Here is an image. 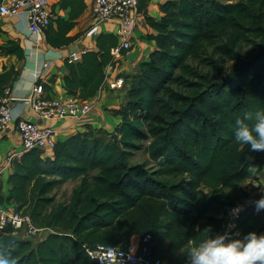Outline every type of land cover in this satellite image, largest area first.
<instances>
[{"label":"trees","instance_id":"1","mask_svg":"<svg viewBox=\"0 0 264 264\" xmlns=\"http://www.w3.org/2000/svg\"><path fill=\"white\" fill-rule=\"evenodd\" d=\"M160 9V20L140 14L156 30L149 36L156 47L137 77L124 78L128 101L116 112L117 139L87 127L57 140L52 157L32 149L11 161L9 196L0 205L13 204L51 232L13 242L0 264H97L85 248L125 247L132 237L140 244L146 234L160 259L166 241L161 264H184L192 247L220 230L230 193L263 171L264 0H166ZM73 19L57 18L54 34L48 26L51 46L74 40L65 36ZM96 44L67 62L65 88L80 100L100 90L115 63L116 35L101 34ZM17 76L13 68L0 74V94ZM145 140L154 171L128 162ZM72 179L79 183L69 199L58 201L54 189ZM238 227L244 238L264 230V205L260 214L242 210Z\"/></svg>","mask_w":264,"mask_h":264},{"label":"crops","instance_id":"2","mask_svg":"<svg viewBox=\"0 0 264 264\" xmlns=\"http://www.w3.org/2000/svg\"><path fill=\"white\" fill-rule=\"evenodd\" d=\"M93 1L49 0L52 14L49 33L54 34L57 30V18L64 20H70V17L75 18L74 26L65 35L75 37L74 40L58 47L51 46L47 42L45 31L40 34L29 31L24 11L11 18L0 16V74L10 68L18 72L17 78L5 85L10 88L9 95L12 99L9 101V106L14 121L24 118L36 121L41 126L54 125L58 130V140H63L87 127L112 133L120 125L122 120L116 112L128 101L129 84L125 82L114 90L109 89L108 84L113 83L118 77L125 79L137 77L139 65L148 60L156 47L155 41L149 38L150 35L156 34V30L145 22L142 15L132 33V48L122 51L120 56L114 59L115 63L112 66H106L104 72L107 76L106 83L94 96L86 99L92 105V111L88 115L76 121L66 118L52 122L38 118L22 101L30 95L31 88L36 83L46 84L48 89L45 90V94L50 97L64 99L72 96L64 85V78L69 74L67 57L72 52L80 57V54L85 51L97 50L98 36L115 31V25L110 21L99 23L96 31L92 29ZM165 1L145 0L141 3V13L160 20L162 17L160 5ZM9 46H13L17 51H5L4 48ZM19 49H21V57L18 56ZM20 151V138L15 127L12 126L9 130L0 132V197L3 201L9 196L10 177L13 174V168L11 164H7L5 158L10 152ZM42 156L52 157L53 151L42 152ZM69 183H73L71 193L79 183V179L68 180L59 186L65 187ZM58 187L54 189V192ZM0 206L14 208L13 204L8 205L5 202ZM42 230L47 231L45 236L51 232L48 228H42Z\"/></svg>","mask_w":264,"mask_h":264},{"label":"built area","instance_id":"3","mask_svg":"<svg viewBox=\"0 0 264 264\" xmlns=\"http://www.w3.org/2000/svg\"><path fill=\"white\" fill-rule=\"evenodd\" d=\"M24 11L27 18L28 29L33 34H40L51 24L52 14L49 0H0V16L14 17ZM93 30H97L99 23L113 22L117 45L111 48L113 58L120 56L122 51L130 50L133 46L132 33L139 24V0H94L92 4ZM79 60L78 54L72 52L67 57L68 63ZM105 75L101 88L106 83ZM125 83L124 78L118 77L113 83L108 84L111 90ZM10 88L3 89L0 94V132L15 127L21 144L20 152H10L5 160L11 164L14 158L23 152L38 149L42 152L52 150L58 140L56 126H41L36 121L18 118L14 121L9 101ZM23 103L40 119L60 121L64 119L78 120L92 111V105L87 100H80L74 96L69 98H53L45 94L41 83H36L31 88L30 95L24 98ZM243 206L233 204L225 207L219 216L221 221L220 231L226 236H239L238 222ZM41 229L35 227L28 214L17 211L10 206H0V237L4 234H14L21 238H30ZM150 234H146L140 244L134 237L125 247L97 244L85 248L86 254L97 264H161L159 257L153 256L151 250Z\"/></svg>","mask_w":264,"mask_h":264},{"label":"rangeland","instance_id":"4","mask_svg":"<svg viewBox=\"0 0 264 264\" xmlns=\"http://www.w3.org/2000/svg\"><path fill=\"white\" fill-rule=\"evenodd\" d=\"M211 50L212 47H209L208 52H211ZM225 66L228 70L231 69L232 62L226 61ZM202 70L207 71L208 69L203 68ZM212 77L214 80H219L223 76L217 75ZM3 88H6V86ZM148 142V140L141 141L140 144H142V148L130 153L128 162L132 165L143 164L149 170L154 171L157 169V162L151 160L148 153L145 151V146ZM72 185L73 183H69L65 187L59 186L54 193L56 199L58 201H67L71 194L70 190ZM230 199V205L241 204L243 210L260 214L264 205V169L254 178L245 181L242 184L241 190L230 193ZM46 233L47 231L41 229L40 232L31 236L29 239L37 242L43 238ZM166 248L167 243L164 240L162 243L164 254L156 251V255L158 254L162 259L166 253ZM261 256H264V230L257 231L248 238H244L241 235L234 237L225 236L219 230L210 233L198 247H192L184 264H260L259 258Z\"/></svg>","mask_w":264,"mask_h":264},{"label":"water","instance_id":"5","mask_svg":"<svg viewBox=\"0 0 264 264\" xmlns=\"http://www.w3.org/2000/svg\"><path fill=\"white\" fill-rule=\"evenodd\" d=\"M112 139H117V135L115 133L112 134ZM20 238L14 234H4L0 237V257H2L10 248V245L18 241Z\"/></svg>","mask_w":264,"mask_h":264}]
</instances>
